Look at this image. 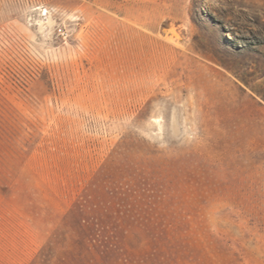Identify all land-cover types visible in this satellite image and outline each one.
<instances>
[{"label":"rangeland","instance_id":"obj_1","mask_svg":"<svg viewBox=\"0 0 264 264\" xmlns=\"http://www.w3.org/2000/svg\"><path fill=\"white\" fill-rule=\"evenodd\" d=\"M0 264H264V0H0Z\"/></svg>","mask_w":264,"mask_h":264}]
</instances>
